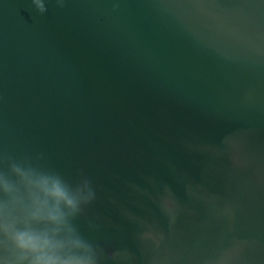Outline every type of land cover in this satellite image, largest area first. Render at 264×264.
<instances>
[{
	"label": "water",
	"instance_id": "obj_1",
	"mask_svg": "<svg viewBox=\"0 0 264 264\" xmlns=\"http://www.w3.org/2000/svg\"><path fill=\"white\" fill-rule=\"evenodd\" d=\"M46 3L0 0V172L87 177L100 264H264V0Z\"/></svg>",
	"mask_w": 264,
	"mask_h": 264
},
{
	"label": "clouds",
	"instance_id": "obj_2",
	"mask_svg": "<svg viewBox=\"0 0 264 264\" xmlns=\"http://www.w3.org/2000/svg\"><path fill=\"white\" fill-rule=\"evenodd\" d=\"M32 3L47 11L46 0ZM10 170L12 178L0 172V264H100L101 251L73 224L95 199L91 181L82 176L73 185L58 172L16 162ZM146 237L156 241L152 232Z\"/></svg>",
	"mask_w": 264,
	"mask_h": 264
}]
</instances>
